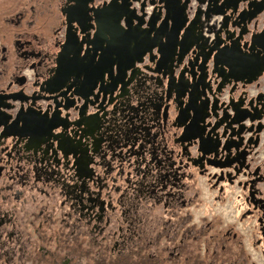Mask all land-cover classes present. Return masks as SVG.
Returning a JSON list of instances; mask_svg holds the SVG:
<instances>
[{
	"label": "flooded vegetation",
	"instance_id": "flooded-vegetation-1",
	"mask_svg": "<svg viewBox=\"0 0 264 264\" xmlns=\"http://www.w3.org/2000/svg\"><path fill=\"white\" fill-rule=\"evenodd\" d=\"M26 1L0 0L12 35L0 39V264H263L264 115L228 137L229 106L247 86L213 65L222 16L205 19L219 6L124 0L140 20L159 16L157 32L171 36L156 39L163 52L121 69L133 42L114 44L115 75L102 78L110 60L89 53L57 78L67 28L73 52L101 10L86 13L83 0L19 9ZM180 11L175 55L178 22L160 21ZM191 33L199 51L188 48Z\"/></svg>",
	"mask_w": 264,
	"mask_h": 264
},
{
	"label": "water",
	"instance_id": "water-1",
	"mask_svg": "<svg viewBox=\"0 0 264 264\" xmlns=\"http://www.w3.org/2000/svg\"><path fill=\"white\" fill-rule=\"evenodd\" d=\"M197 1L199 3L206 2V0ZM208 1H213V5L219 6V9L208 11V16L205 20H208L210 17L222 16V19L217 22V29L213 36L214 39L210 42L213 45L209 47L213 65L215 69L220 68L224 70L226 76L230 79L229 83L241 81L247 86L243 101L239 103L236 101L234 102L235 105L232 103L229 106L230 114H228L227 123L230 132L228 133V137L238 139L240 133L252 130L253 126H245L244 121L248 120L252 122L255 119L260 120L262 115H264V0ZM123 2L124 0H121V4L116 5V1L113 0L114 6L112 8L106 6L101 10V17L96 18V20L100 21V34L95 37V44L93 46L95 47L96 43L100 44V42L105 41V56L111 61L113 53L116 56L118 55L114 44L120 47L122 43H126L128 46L130 42H133L132 48L126 56V59L129 61L121 66V69H127L135 61H140V57L143 54L150 53L156 46L159 52L162 53L163 51L159 48L160 46L156 44V39L162 38L167 42L171 36H164L161 32H157L155 26L159 21V16H150L144 21L138 20V16L128 14L127 9L123 6L125 4ZM159 2H164L168 10L166 0H159ZM181 11L174 16L175 18L173 16L169 18L166 12L160 21L167 22L170 20L172 25L174 21L178 22V28L171 39V48L176 49L175 55H178L177 53L182 49V43H185L184 33L180 34V30L185 24ZM206 11L202 10V12ZM120 13H123L120 18L125 23H127L129 17L132 20V25L134 23V29L129 28L125 34H120L116 31V18ZM67 23H69L68 19ZM137 24L140 26L145 24L147 26L148 30L144 35H141L140 30L136 27ZM70 35L67 28L65 41L61 45V50L58 54L57 78L60 77L59 75H64L66 69L74 64L73 61L77 55L76 48L72 52L71 46L75 40ZM197 38L194 36V33L193 35L191 33L189 37L191 40L187 41L188 48L194 47L195 51L201 49L198 43L199 39ZM97 47L95 48L97 49ZM99 48H101L100 45ZM70 53L74 54V57L71 58L69 56ZM108 66L109 63L105 64L102 70H105ZM252 86L255 89H259L257 94L251 93L253 90ZM255 110L260 111V115H251ZM261 127L262 125L259 123V128L257 125L256 131L260 130Z\"/></svg>",
	"mask_w": 264,
	"mask_h": 264
},
{
	"label": "snow or ice",
	"instance_id": "snow-or-ice-1",
	"mask_svg": "<svg viewBox=\"0 0 264 264\" xmlns=\"http://www.w3.org/2000/svg\"><path fill=\"white\" fill-rule=\"evenodd\" d=\"M76 3H79L80 0H75ZM85 5L86 13L91 10L92 12H98L104 9L106 6L108 8H112L113 0H95V4L90 3V0H83ZM131 3V0H130ZM130 3L124 4L123 6L127 8ZM121 0H116V5H120ZM123 13L117 15L116 18V31L120 34H125L128 32L130 26L132 25V20L129 17L127 23H125L120 17ZM141 17H138L139 20ZM84 31L83 34L79 37L77 41V55L81 59H87L89 57V53H91L92 59H94L97 63L101 62L105 56V48H99L97 50L93 47L95 44V37L100 34V21L96 20L95 18L91 17L90 13L87 17V23L82 25ZM137 28L141 26L139 24L136 25ZM120 71V65L117 60H111L109 62V66L102 71V78L107 79L110 76L115 75ZM95 87V85H93ZM99 89H96V94H99ZM56 132H59L60 129H55Z\"/></svg>",
	"mask_w": 264,
	"mask_h": 264
},
{
	"label": "rangeland",
	"instance_id": "rangeland-1",
	"mask_svg": "<svg viewBox=\"0 0 264 264\" xmlns=\"http://www.w3.org/2000/svg\"><path fill=\"white\" fill-rule=\"evenodd\" d=\"M26 2L27 3L22 4L19 9L23 10V9L29 7V5H30L29 10H32V6H34L33 2H30V0H27ZM40 10L41 9H39L37 12H40ZM12 14H13V12L10 13V15H12ZM8 15H9V13L6 14V16H8ZM2 19H0V39L4 44H8L12 40V35H10L9 30L5 26H3ZM246 248H247V251H252L251 250L252 248H251L250 244H248V243H246ZM261 256L262 255H260V253H259L258 256L256 257L255 261L262 262L264 264L263 257H261Z\"/></svg>",
	"mask_w": 264,
	"mask_h": 264
}]
</instances>
